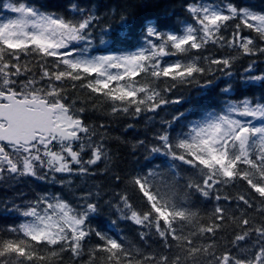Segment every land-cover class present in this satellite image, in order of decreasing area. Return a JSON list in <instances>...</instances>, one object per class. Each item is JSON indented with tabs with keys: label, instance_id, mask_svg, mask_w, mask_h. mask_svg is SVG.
I'll return each mask as SVG.
<instances>
[{
	"label": "snow or ice",
	"instance_id": "1",
	"mask_svg": "<svg viewBox=\"0 0 264 264\" xmlns=\"http://www.w3.org/2000/svg\"><path fill=\"white\" fill-rule=\"evenodd\" d=\"M160 6V0H142L134 11L125 6L119 31L102 30L107 39L100 44L125 45L142 37L138 50L90 55L101 20L94 0H70L63 12L37 7L35 0H0V10L14 14L0 19V183L32 177L71 190L72 177L94 176L101 164L106 174L107 126L90 125L84 113L104 108L113 117L157 113L182 102L164 95L177 84L199 83L213 65L231 77L238 56H264V8L235 0H186L190 21L172 30L148 14ZM210 44L231 54L204 56ZM256 66L251 60L243 85L264 89V71L257 73ZM203 87L211 93L215 79H206ZM69 89L86 94L70 99ZM232 91L226 81L219 99L206 105L223 107L222 112L207 111L177 132L173 125L188 120L179 113L135 142L133 151L142 150L146 163L112 179L135 189L139 208L126 192L116 193L115 202L104 200L99 185L95 192H73L74 200L44 193L26 204L5 203V212L24 219L0 229V264H264V94L233 102ZM238 182L246 185L244 193L219 194L220 186ZM197 195L234 201L236 207L230 211L217 203L201 213L192 201ZM105 206L138 226L140 244L93 226Z\"/></svg>",
	"mask_w": 264,
	"mask_h": 264
},
{
	"label": "trees",
	"instance_id": "2",
	"mask_svg": "<svg viewBox=\"0 0 264 264\" xmlns=\"http://www.w3.org/2000/svg\"><path fill=\"white\" fill-rule=\"evenodd\" d=\"M2 2L3 4H8L15 3L16 0H2ZM35 2L37 7L43 6L46 10L63 12L70 0H35ZM73 2H75V0H73ZM81 2H87V0H81ZM94 2L100 6L101 20L97 23L94 29L93 43L89 48L90 55L126 54L138 50V48L144 44L142 37L138 42L130 38L125 45L99 43L101 38L107 39L106 37H103V29L110 27L113 30L119 31L120 12L123 8L127 6L130 11H134V6L141 3L142 0H94ZM185 2L186 0H160V8L153 9L148 14L151 15L153 19H156L162 27L172 30H181L184 27L183 22L190 21V17L183 8ZM214 2L219 3V0H214ZM235 2L249 5L257 10L264 8V0H235ZM110 9H115V13H110ZM12 15L14 14L8 12L6 9L0 10V19H7ZM231 31L232 29L229 28L224 35H229ZM244 34L248 35L249 33L246 30ZM121 35H123V33H121ZM132 44H136V47H132ZM230 54L231 52L229 49L221 48L219 45L213 46L210 44L207 50H203V55L209 58L227 57ZM166 59L170 60L175 58L168 57ZM251 60L257 61L255 69L257 73L264 71V56L260 55L256 57L238 56L234 61L232 68L229 70L232 73L231 77L224 76L219 71H216V66L213 65L212 73L197 78L199 83L194 81L190 84H177L171 92L164 93L165 97L169 99L183 98L182 102L180 104L163 106L157 111V113L142 114L139 118L125 115H118L115 117L104 115L103 112L108 111L106 108H104L103 111L93 112L92 110H89L84 113V118L90 125L104 123L107 126L105 131L111 156V161L108 164L109 171L106 174L101 172L100 169L105 167L104 164H101L96 168V175L94 176L87 178L72 177L74 187L71 190L62 188L58 183L39 181L32 177H23L18 178L16 181L0 183V229L9 225L18 224L24 219L15 212H5L3 210L5 203L9 206H11L13 202H15L16 205L26 204L28 201L33 200L37 195L44 193H63L66 198L74 200L75 197L72 196L73 192H75L77 196L89 190L95 192L96 186L99 185L104 200L111 199L115 202L117 199L115 196L116 193L126 192L130 197L132 204L135 207H141V201L135 189L126 185L124 182L117 184L112 179L114 174H118L123 178L146 163L142 150L136 152L133 151L135 142L138 139L151 137L152 132L159 128L163 121H170L174 115L179 113H185V115L188 116V120L181 119L173 125L177 132L181 131L183 126L188 124L189 121L203 119L204 114L207 111L222 112L223 107L209 109L206 105L219 99L220 89L226 86V81H230L232 84L233 91L229 95L232 97L233 102H236L245 96L252 97L253 95L258 99L264 94V89H261L258 85L252 88L244 86L241 79L245 76V69L248 67ZM205 64H207L206 61ZM210 78L215 79L216 82V87L211 93L206 91L203 87L205 80ZM137 80L140 81L141 77H137ZM76 83L78 84L79 82ZM164 86L165 84H160L161 88ZM85 94L86 92L79 89L75 91L69 89L70 99L83 97ZM188 101H191V103ZM97 105L99 108L101 102L97 101ZM194 109L199 111L200 114L195 116L191 115L190 113ZM147 117H152V119L149 120ZM128 125H132V127L130 128ZM183 174L184 173H182V175ZM245 190L246 185L243 182H238L235 186H220L219 194L221 196L230 195L234 197L239 193H244ZM192 201L195 204L196 209L201 213L210 212L217 203L230 211L234 210L236 207L234 201L229 203L221 199L217 202L214 199L206 200L198 195L193 196ZM112 221H115V224H113ZM92 224L94 227L102 231H107L109 234H121L129 241L137 244L141 243L138 239V226L130 221L122 219L120 214L113 208L105 206L103 212L93 219ZM230 232L231 229H228L225 234ZM92 242L95 243V238H93ZM157 247V243H152V248L155 249Z\"/></svg>",
	"mask_w": 264,
	"mask_h": 264
},
{
	"label": "rangeland",
	"instance_id": "3",
	"mask_svg": "<svg viewBox=\"0 0 264 264\" xmlns=\"http://www.w3.org/2000/svg\"><path fill=\"white\" fill-rule=\"evenodd\" d=\"M80 47H83V44H81V45H79ZM237 118H239V117H237ZM241 119H243V118H241ZM248 119H251V118H248ZM254 123H259V121H254Z\"/></svg>",
	"mask_w": 264,
	"mask_h": 264
}]
</instances>
